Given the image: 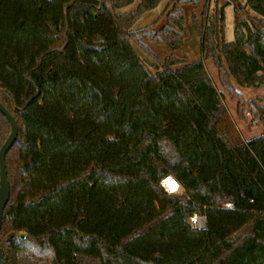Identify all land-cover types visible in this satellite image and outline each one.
<instances>
[{
	"label": "trees",
	"instance_id": "obj_1",
	"mask_svg": "<svg viewBox=\"0 0 264 264\" xmlns=\"http://www.w3.org/2000/svg\"><path fill=\"white\" fill-rule=\"evenodd\" d=\"M132 1L0 0V101L18 125L5 155L6 264H264V130L235 140L224 103L226 93L239 120L248 107L263 123L261 99L234 83H264V0L212 12L205 0L191 14L200 58L170 53L154 70L133 40L179 48L183 5L199 2L171 0L133 30L159 0L117 11ZM9 132L0 112V146ZM167 173L179 192L160 186Z\"/></svg>",
	"mask_w": 264,
	"mask_h": 264
},
{
	"label": "rangeland",
	"instance_id": "obj_2",
	"mask_svg": "<svg viewBox=\"0 0 264 264\" xmlns=\"http://www.w3.org/2000/svg\"><path fill=\"white\" fill-rule=\"evenodd\" d=\"M170 1L171 0H159V2L154 8L143 13L142 16L133 23L131 28L133 30H136V29L143 28L151 24L163 12L166 5L170 3ZM215 1L218 3V5L224 2V0H209V5H208L209 12H212ZM138 2L139 0H133L130 4L117 9V11L119 12L132 11L136 8ZM198 2L199 3L197 6H193L192 3H185L183 5V10L185 12V25H186L187 34L183 38V43L179 48L171 50L170 48L166 46L155 44L148 40H140V41L133 40V44L135 45L136 51L138 52L140 57L149 65L151 69L154 70L156 67H160L162 65L163 58L170 53H173L176 57L184 58L186 61H189V62L197 61L200 58V55H201L200 38L197 34L195 23L191 19L192 13L196 15L199 14V12L201 11L203 7V4L205 3V0H198ZM224 12H225V22H224L225 23V27H224L225 40L231 41L233 40V9H232V6L227 5L225 7ZM204 63H205L207 71L210 73V68L213 67L212 59L206 58L204 59ZM247 112H249L248 107L245 108V116L248 118V120L244 121L246 122V125H248V127H252L253 122H256V121H258L260 124L262 123L260 119L252 118L250 116V113L247 114ZM250 119L252 121H250ZM232 136L234 137L235 140H240V136L238 135V129L236 127V124L233 129Z\"/></svg>",
	"mask_w": 264,
	"mask_h": 264
},
{
	"label": "crops",
	"instance_id": "obj_3",
	"mask_svg": "<svg viewBox=\"0 0 264 264\" xmlns=\"http://www.w3.org/2000/svg\"><path fill=\"white\" fill-rule=\"evenodd\" d=\"M210 75L215 81H217V71L214 66L210 68ZM234 85H235V88L243 95L245 100L255 99L258 97L261 99L260 104L264 105V83L256 87H240V86H237L235 83ZM224 103L227 106L228 111L234 123L236 124L240 139L247 140L263 132L264 126L262 125V123L260 124L258 121H256V122H253L252 127H248V125H246V122L239 120L237 118L236 101L229 99L226 93H224ZM250 121L252 120L250 119Z\"/></svg>",
	"mask_w": 264,
	"mask_h": 264
},
{
	"label": "water",
	"instance_id": "obj_4",
	"mask_svg": "<svg viewBox=\"0 0 264 264\" xmlns=\"http://www.w3.org/2000/svg\"><path fill=\"white\" fill-rule=\"evenodd\" d=\"M0 112L6 116L10 124V132L6 137L5 141L0 146V225H1V215L6 202L9 197V181L7 179L6 165H5V155L14 143L18 134L17 121L13 114L6 108V106L0 101ZM264 123V116H263ZM0 264H6L5 258L0 247Z\"/></svg>",
	"mask_w": 264,
	"mask_h": 264
},
{
	"label": "built area",
	"instance_id": "obj_5",
	"mask_svg": "<svg viewBox=\"0 0 264 264\" xmlns=\"http://www.w3.org/2000/svg\"><path fill=\"white\" fill-rule=\"evenodd\" d=\"M247 114H249V112H247ZM173 181L175 182L174 188L169 187V184ZM159 184L167 194H175L180 191L179 182L174 176H172L169 173L163 175L160 178ZM223 206L226 208H232L233 203L230 201H227V202H224ZM189 223L192 229H203L205 227V217L197 213H192L189 217Z\"/></svg>",
	"mask_w": 264,
	"mask_h": 264
},
{
	"label": "snow or ice",
	"instance_id": "obj_6",
	"mask_svg": "<svg viewBox=\"0 0 264 264\" xmlns=\"http://www.w3.org/2000/svg\"><path fill=\"white\" fill-rule=\"evenodd\" d=\"M174 185H175V182L173 181V182H171V183L169 184V187H173V188H174Z\"/></svg>",
	"mask_w": 264,
	"mask_h": 264
}]
</instances>
